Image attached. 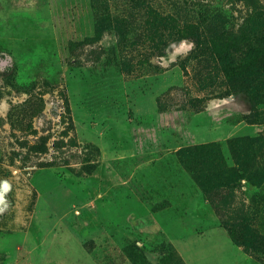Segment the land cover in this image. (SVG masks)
<instances>
[{
	"label": "rangeland",
	"instance_id": "1",
	"mask_svg": "<svg viewBox=\"0 0 264 264\" xmlns=\"http://www.w3.org/2000/svg\"><path fill=\"white\" fill-rule=\"evenodd\" d=\"M251 137L262 163L264 0H0V264H264L221 221L264 235V180L217 210L178 155Z\"/></svg>",
	"mask_w": 264,
	"mask_h": 264
},
{
	"label": "trees",
	"instance_id": "2",
	"mask_svg": "<svg viewBox=\"0 0 264 264\" xmlns=\"http://www.w3.org/2000/svg\"><path fill=\"white\" fill-rule=\"evenodd\" d=\"M219 49L221 50V59L224 64V71L227 77H230L234 72L240 71L242 68L243 58L242 55L231 58L229 44L224 40V35L218 36ZM232 52V51H231ZM236 54V51H233ZM256 138H236L230 142L231 150L235 155V164L239 167H230L223 161L221 155V148L215 143H200L195 145L184 146L178 149V155L180 156L183 163L191 171L194 178L202 186L203 191L206 195L207 200L218 210L215 205V200L213 194L220 195L221 189H226L234 186V180L237 177H243L251 180L254 183H259L264 180V161L262 163L254 164L253 155L256 153ZM244 147V148H243ZM245 149V150H244ZM251 153L248 154V152ZM246 151V154H245ZM236 152L238 155H236ZM244 152V154H243ZM241 154V156H240ZM193 157H201L203 163L215 165L216 160H218L220 171H211L210 174H201L197 170L191 167L190 164ZM252 168L253 170H251ZM240 169V170H239ZM249 170V171H246ZM246 171V172H245ZM240 172L241 174L237 173ZM256 176H259L256 178ZM223 225L226 227L228 233L235 241L236 244L244 247L246 252L261 254L264 256V235H259L253 230H249L246 225L241 224V231H236L226 219L221 220ZM256 256V257H257Z\"/></svg>",
	"mask_w": 264,
	"mask_h": 264
}]
</instances>
